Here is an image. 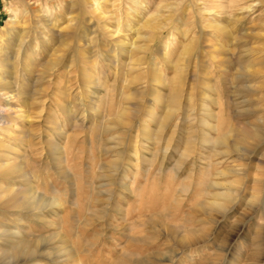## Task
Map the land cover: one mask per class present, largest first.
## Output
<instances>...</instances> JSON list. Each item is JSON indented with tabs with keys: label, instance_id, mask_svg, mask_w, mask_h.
<instances>
[{
	"label": "rangeland",
	"instance_id": "obj_1",
	"mask_svg": "<svg viewBox=\"0 0 264 264\" xmlns=\"http://www.w3.org/2000/svg\"><path fill=\"white\" fill-rule=\"evenodd\" d=\"M230 1L0 0V264H264V0Z\"/></svg>",
	"mask_w": 264,
	"mask_h": 264
},
{
	"label": "bare ground",
	"instance_id": "obj_2",
	"mask_svg": "<svg viewBox=\"0 0 264 264\" xmlns=\"http://www.w3.org/2000/svg\"><path fill=\"white\" fill-rule=\"evenodd\" d=\"M231 5H233V7H242V11H246V12H249V13H252V12H254L255 10H256V8H257V6H259L260 5V3L259 2H257V1H253V0H231L230 2H229ZM31 4V3H30ZM33 4H35V3H33ZM29 8V7H28ZM41 17L43 18V19H45V20H47V16H45V15H41ZM13 21H16V20H13ZM15 33V32H14ZM14 33H12V35H11V37H13L14 36ZM24 45H25V42L24 41H22L21 43H20V45H19V53H18V55H20V53H21V50L23 49V47H24ZM167 45V44H166ZM168 48H166V50H167ZM37 50H35L34 52H36ZM0 54H1V51H0ZM33 54H35V53H33ZM30 71V70H29ZM1 81H2V83H1ZM11 86H12V84L11 83H9L6 79H1L0 78V89L2 90V91H5L6 92V94H12V88H11ZM16 97H19V95L18 94H16L15 95ZM31 193V192H30ZM32 194V193H31ZM30 196V195H29ZM30 199V204L28 205V206H30L31 207V209L34 211V212H38V211H40L41 212V210H44V209H47L49 206H53V205H58V203H57V201H55V200H45V199H42V198H40L39 196L37 197V195L35 194V193H33L32 194V196L29 198ZM28 199V200H29ZM27 200V199H26ZM28 203V202H27ZM26 203V204H27ZM27 209V208H26ZM6 237H7V234L5 233V232H0V239H2V238H5L6 239ZM31 245V244H30ZM25 246H27V245H25ZM24 246V247H25ZM24 247H21L20 249H23V250H16V252H15V255H12V256H8V257H6L7 256V254H6V258H5V260L6 259H10L11 260V262H12V257L15 259L12 263H18V260H16L17 258H16V256H21V254L23 253V251L25 250L24 249ZM26 248V251H27V253H28V258H23L22 260H24L25 262L27 261L28 262V260H30L31 258H34L37 254H38V248L36 247V246H29V244H28V247H25ZM25 253V252H24ZM26 253V254H27ZM3 255H5V254H0V257L2 256L3 257ZM10 255V254H9ZM23 257V256H22ZM2 259V258H1ZM21 260V259H20Z\"/></svg>",
	"mask_w": 264,
	"mask_h": 264
}]
</instances>
